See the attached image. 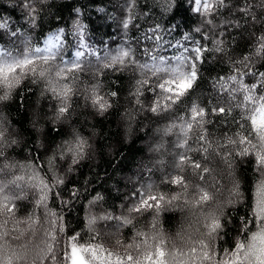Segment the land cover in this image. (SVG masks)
<instances>
[{
    "label": "trees",
    "instance_id": "16d2710c",
    "mask_svg": "<svg viewBox=\"0 0 264 264\" xmlns=\"http://www.w3.org/2000/svg\"><path fill=\"white\" fill-rule=\"evenodd\" d=\"M209 2L217 3V0ZM32 3L37 8L34 21L27 17V10L20 7L21 0H0V22H7L9 30H17V38H8L11 43L5 47L9 55L4 59L11 62L23 58L25 52H30L36 46L39 32L43 31L45 34L39 45L43 47V40L58 31L57 26H71L74 13L70 15V8L81 10L78 18L87 28L84 34L87 47L80 49L78 36L70 35V44L65 41L59 49H54L57 60L49 66L50 71L45 78H38L33 82V77L29 76L11 91L7 101L0 102V131L4 133V143L0 147V204L18 203L20 210L16 220L9 218L10 223L6 227L3 226L5 217L0 216V248L11 244L12 249L23 258L21 245L51 242L45 233L52 231L61 239L64 250H67L68 233H74L78 237L77 242L91 243L95 248L102 247L123 256L130 250V243H139V235L147 233L149 237L164 241L163 247L167 254L173 247L184 246L188 239L199 238L212 214L229 210L234 223L227 224V240L217 243L216 255L227 258V254L221 249H228L237 241L250 242V237L258 232V228L249 223L248 227L252 231L245 238L240 228V218L247 214L251 219L256 204L255 186L258 176L244 160L235 158L233 167L229 170L221 157L230 149L218 147L226 134L230 135L234 131L231 118L238 110L233 109L226 118L209 117L214 123L206 126V153L181 149L178 145L184 139V120L179 117L184 116L183 105L153 114L150 111L153 94L148 92L147 87L141 88L137 83L149 79L150 86L155 87L160 77H151L150 73L131 65L120 71L105 70L101 68V63L108 61L122 48L132 47L135 50L142 46L140 41L143 42L145 31L157 23L162 30L169 27L173 30L171 33L162 31L165 42L175 44L179 39L186 46L191 42L183 40L179 33L188 31L191 27L200 28V34L192 33L193 41L201 34L207 35L210 38L207 43L214 48V41L222 39L227 52L217 54L212 51L208 54L200 66V78L190 99L197 104L211 101L212 105L221 104L227 108L228 96L221 91L216 77L227 75L228 62L246 54L249 44L254 50L257 30L264 25L258 20H241L235 4L239 0L227 6L226 10L217 6L211 17L192 12L193 0H185L187 11H181L178 15L175 14V0L171 13L165 11V0H138L135 6H132L133 0H44L43 3L32 0ZM246 7L249 9V17H264V0H247ZM145 10L147 15L143 14ZM129 12L136 19L128 29H124L121 24ZM208 19H212L213 23H207ZM89 21L94 24L89 25ZM120 30L125 33V37L120 36ZM221 33L224 35L221 36ZM233 37H236L235 43ZM143 43L150 47L147 41ZM79 50L85 51L79 62L83 65L82 70L74 74L75 79L57 82L54 71L60 66V59L63 58L70 65L74 56H69V52ZM156 51L157 55L171 56L179 54L182 49L168 48V44L164 43ZM249 55L255 67L264 62V57L253 55L252 51H249ZM137 59L144 62L145 57L138 55ZM64 83L71 86L72 92L67 99L69 112L60 116L57 108L61 100L54 97L51 88H61ZM225 87L231 85L226 83ZM93 88L111 107L101 112L92 104ZM137 88L143 91V95L139 97L140 104L136 103L137 97L133 94ZM112 91L118 95L110 96ZM261 124L264 125L262 121ZM52 128L60 129L59 133L51 131ZM197 135L198 133L193 135L189 141L192 149L200 147ZM76 139H83L86 148L79 163L72 165L71 157L60 159L59 156L64 142ZM157 144L161 148H152ZM37 152L40 156L34 164L33 158ZM180 155L190 156L193 161L201 164V169L189 167L191 161L179 165ZM52 157L57 158L54 167L48 163ZM159 158L163 159L162 163L156 162ZM143 165L146 167L145 171L141 169ZM204 168L208 169L206 173L203 172ZM201 175L203 180L200 179ZM173 176L184 177L186 187L173 185ZM58 178L64 184L56 185L50 191L46 190L49 191L48 200L36 206L43 184L54 185ZM234 184L239 185V197L231 194ZM53 191L59 193L54 200L51 195ZM202 191L208 192L212 197L208 204L198 203ZM160 194L168 200L173 196L178 199L170 204L164 203L158 214L155 211H146L142 215L130 212L132 207L139 204L140 196ZM98 195L102 199H97ZM28 210L31 214L30 221L29 216L24 215ZM45 212L55 215L46 217ZM59 216L65 217L64 233L56 232L59 222L55 226L51 224ZM116 217L131 218L134 228H124ZM89 219L93 221L91 225L88 224ZM224 219L227 221L228 217L225 216ZM184 221H187L185 225ZM5 232H8L7 236L4 235ZM15 236L19 239L13 243ZM154 243L155 241L149 240V245ZM141 248L142 251L151 250L150 247L145 249L143 245ZM174 251L180 257V249ZM183 251L187 252L188 248L184 246ZM133 255L141 258L142 253L133 252ZM9 258H12V264H33L30 259L22 261L12 257L11 250L7 254L0 251V264ZM88 259L92 264H108L109 259L114 260L115 257H106L101 251L99 255L89 256ZM170 260L171 256L166 255V261ZM183 260L187 261V257H183ZM176 264H180L179 259Z\"/></svg>",
    "mask_w": 264,
    "mask_h": 264
},
{
    "label": "snow or ice",
    "instance_id": "6c2138e0",
    "mask_svg": "<svg viewBox=\"0 0 264 264\" xmlns=\"http://www.w3.org/2000/svg\"><path fill=\"white\" fill-rule=\"evenodd\" d=\"M39 2L43 3L44 0H39ZM137 2L138 0H133L132 6H135ZM233 3H235V0H217V3H210L209 0H193L191 11L205 17H211L215 14L214 10L217 6L226 10L227 6ZM165 4L167 5L165 11L171 13L174 7V0H165ZM184 4L185 0H175L176 15L181 11H187ZM235 4L239 9V16L242 21L246 22L248 19L258 20L261 25H264V17H249V9L246 7L247 0H239V3ZM20 7L27 10V17L33 21L35 20L37 8L34 7L32 0H21ZM100 11H103V9H100ZM72 13L74 15L72 16L71 26H57L56 29L58 31L48 35L43 40V47L39 45L41 38L45 34L43 31L37 33L38 40L36 46L32 47L30 52H25L23 58L14 59L11 62L4 59L6 55H9L5 45L11 43V40L8 39L9 37L17 38V30H9L7 22H0V102L7 101L10 98L11 91L29 76L33 77V82L38 78H45L50 71L49 66L57 60L54 49H59L65 41L70 44L71 41L68 39L70 35H77L80 40V49H86L84 34L87 28L78 18L81 10L79 8H70V15ZM143 14L147 15V10ZM135 19L136 16L129 12L126 18L123 19L121 26L124 29H128ZM207 23L212 24V19H208ZM90 24L92 25L94 22L89 21ZM69 28L71 31H68ZM162 31L171 33L173 30L171 27L162 30L159 23L150 26L143 36V42L147 41L150 47L140 41L142 46L135 50L132 47L128 49L122 48L112 55L108 61L102 62L101 68L110 71H120L131 65L143 70V72L150 73L151 77H160L155 87L150 86L149 79H143L137 83L141 88L147 87L148 92L153 94L154 98L152 99L150 107V111L153 114H159L160 111H169L174 109V106L183 105L182 111L184 112V116L179 117V119L184 120L182 125L184 139L178 145L181 149L187 148L188 151L199 150L200 152L203 151L206 153L208 150L205 143L208 141V129L206 126L214 123L209 117L226 118L229 113L233 112V109L238 110L231 118L234 131L230 135L226 134L223 142H220L218 147L230 149L225 151L221 157L229 170L232 169L235 158V160H244L258 176V183L255 186L256 204L251 219L247 217V214L245 217L240 218V228L245 238H248V233L252 231L248 227L249 223H251L252 227L258 228V232L252 234L250 242L248 243H240L237 241L231 244L228 249H221V251L227 254V258L217 256V243L221 240L226 242L228 236L227 224L234 223L231 210H229L228 212L221 211L212 214L209 218L210 222L205 225V231L200 237L188 239L185 242L184 246L188 248L187 252L183 251L184 246H182L173 247L166 254L163 247L164 241L157 237H149L147 233H141L139 235V243H130V250L126 251L123 256L116 252L107 251L102 247L95 248L91 243L85 244L83 242H77L78 237L74 233H68L69 241L67 250H64L61 239H58V235L52 231H46L45 233L51 242L41 241L39 243H31L30 245H21L20 248L23 249V258H21L19 252L12 249L11 244L4 245L0 248V251L7 254V251L11 250L12 257L15 256L22 261L30 259L33 264H65V262L66 264H92V261L88 257L99 255L101 251L105 253L106 257H115L114 260L109 259L108 264H176L178 259L180 260V264H198V262L199 264H264V125L261 124V121H264V70H262L264 69V62H261L259 67H255L251 63V57L249 55V51H252L253 55L264 57V27L257 30L258 34L254 38V50L251 48V44H249L246 54L243 53L239 59L228 62L227 75H219L216 77V81L220 83L221 91L228 96L229 106L227 108L221 104L212 105L211 101L207 104L203 102L197 104L190 99L200 78V66L212 51H215L217 54H226L227 47L225 42L222 39H216L214 41L215 47H210L209 43H207L210 38L203 34L199 35L193 41L192 33L200 34L201 29H193L191 27L188 31L179 33V36L183 40L190 41L191 43L186 46L178 39L173 44L170 41L165 42ZM49 32H52V29H49ZM223 35L224 33H221V36ZM6 40L7 43H5ZM233 41L234 43L236 42V37H233ZM164 43L168 44V48L182 49V51L179 54H173L171 56L157 55L156 50ZM84 55L85 51L83 50L74 53L69 52V56H74L70 65L68 63L66 64L63 58H61L59 61L60 66L54 71L57 82L68 81L69 78L75 79L74 74L83 68V65L79 62ZM92 55H95V53H92ZM138 55L145 57L144 62L137 59ZM173 62L175 63L173 64ZM237 65H242V67H237ZM226 83L230 84L231 87H225ZM141 88H137L135 93H133L137 97L136 103L138 104L141 103L139 97L143 95ZM51 91L54 97L61 100L57 108L58 114L60 116L66 115L70 108L67 99L72 92L71 86L68 83H64L61 88L53 87ZM109 95L116 97L118 93L112 91ZM186 101L188 102L185 103ZM92 104L101 112L111 107L108 101L95 88L92 89ZM253 125L258 126L253 127ZM51 131L59 133L60 129L52 128ZM197 133L200 147L199 149H192L189 147V141ZM3 143L4 133L0 131V147H2ZM85 148L86 144L83 139H76L74 141L66 140L59 158L67 159L71 157V164H78L79 160L83 157ZM217 154L220 155V153ZM39 156L37 152L33 158L34 164L39 160ZM56 159V157H52L48 163L54 167ZM186 161H191L188 166L193 169L200 170L202 167L200 163L193 161L190 156H179V165H184ZM41 168L43 167L41 166ZM70 170L71 168H69ZM207 171V168L203 169L204 173ZM229 175H231V171ZM200 179L203 180L204 177L201 175ZM171 183L186 187V181L182 176H173ZM63 184L64 181L59 178L56 179L54 185L43 184L36 206L48 200L51 188ZM58 194V191L51 192L52 199L54 200ZM231 194L235 197L241 195L238 184L233 185ZM29 199L31 198L29 197ZM97 199H102V197L98 195ZM176 199H178L177 196H173L171 200H168L163 194L148 195L140 199L139 204L132 207L130 212L142 215L146 211H155L158 214L164 203L170 204ZM211 199L212 197L208 192L202 191L198 203L208 204ZM18 213H20L18 203L12 205L0 204V216L5 217L3 226L6 227L10 223V219L16 220ZM24 215L29 216V221L31 220L29 210ZM44 215L47 217L55 214L45 212ZM225 216L228 217L227 221L224 219ZM116 219L121 221L124 228L128 226L134 228V223L131 218L122 219L121 217H116ZM63 221H65V217L62 216H59L57 220L51 221L53 226L59 222L56 232H65L66 224ZM92 223L93 221L89 219L88 224L91 225ZM153 228H155L154 223ZM4 235L7 236L8 232H5ZM18 239L19 237L15 236L12 242L15 243ZM79 239L82 240V237ZM150 239L155 241V243L149 245ZM258 240L259 244L256 243ZM141 245L145 249L150 247L151 250L142 251ZM153 248L154 251H152ZM177 248L180 249V257H177L174 251ZM133 252L137 254L142 253L141 258L134 256ZM166 255L171 256L170 261H166ZM185 256L187 257V261L183 260ZM2 264H12V258L3 261Z\"/></svg>",
    "mask_w": 264,
    "mask_h": 264
},
{
    "label": "rangeland",
    "instance_id": "374dc122",
    "mask_svg": "<svg viewBox=\"0 0 264 264\" xmlns=\"http://www.w3.org/2000/svg\"><path fill=\"white\" fill-rule=\"evenodd\" d=\"M125 32H126V31H125ZM119 33H120V36H121V37H125V33H123L122 30H120ZM43 88H44V87H43ZM262 122L264 123V121H262ZM161 135H162V134H161ZM157 146H158V144H157V145H153L152 148H155V147H157ZM158 147L161 148L160 145H159ZM162 161H163L162 158H159V159L156 160L157 163H162ZM152 168H153V167H152ZM141 169H142V171H145V170H146L145 165H143V167H142ZM141 169H140V170H141ZM144 197H146V196H140V199H142V198H144ZM186 222H187V221H184L183 225H185ZM181 228H182V226H181ZM257 242H258V244H259V240H258Z\"/></svg>",
    "mask_w": 264,
    "mask_h": 264
}]
</instances>
